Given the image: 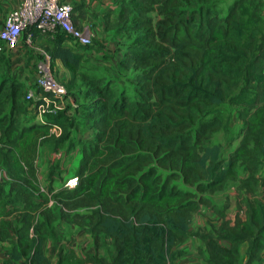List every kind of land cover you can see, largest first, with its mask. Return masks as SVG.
I'll list each match as a JSON object with an SVG mask.
<instances>
[{
    "label": "trees",
    "instance_id": "obj_1",
    "mask_svg": "<svg viewBox=\"0 0 264 264\" xmlns=\"http://www.w3.org/2000/svg\"><path fill=\"white\" fill-rule=\"evenodd\" d=\"M71 5L81 29L84 5ZM106 29L127 36L120 37L125 41L118 65L132 73L120 89L110 77L82 71L83 55L74 47L86 49L93 40L66 45L61 31H33V41L50 60L70 72L61 81L69 95L87 101L83 113L92 135L85 136L71 188L55 189L52 172L41 186L40 145L63 142L68 134H52V120L26 119L25 85L0 67V167L7 174L0 198L12 204L0 220V241L9 243L1 264H49L43 245L60 237L62 222L84 229L94 252L59 247L56 264H173L182 253L175 247L190 237L193 215L211 206L204 193L222 191L230 182L236 183L244 217H223L217 227L196 233L205 260L243 264L242 242L248 243L246 264L260 260L264 181L256 174L264 164L263 0L228 5L118 0V8L106 15ZM224 105L233 106L240 121L237 143L227 149L212 143L215 132L227 129L220 116ZM103 246L109 248L105 256Z\"/></svg>",
    "mask_w": 264,
    "mask_h": 264
},
{
    "label": "crops",
    "instance_id": "obj_2",
    "mask_svg": "<svg viewBox=\"0 0 264 264\" xmlns=\"http://www.w3.org/2000/svg\"><path fill=\"white\" fill-rule=\"evenodd\" d=\"M19 1L20 0H0V29L8 12L15 8L19 4ZM70 2L84 5L85 16L79 20V25L82 29L90 28V30L94 32L95 41H97L99 37H103L101 32H106V42L103 44V46L97 44L93 47L91 46L89 50L86 49L85 52L79 48L74 49V51L83 55L82 62L84 59H89V61L103 62V64L106 66V69L108 70V73H111L115 77H121L122 74L120 73L118 60L123 55V51L121 50V44L123 43V40L116 36L113 30H106V15L108 13H113L118 8V0H70ZM36 33L39 34L38 32ZM43 53V48L35 41H33V46H28L25 44L24 37L21 36L19 39V45L16 48H4V50L0 51V62L2 58L6 59L7 61H3H6L7 63L9 60L11 62V67L4 66V70L13 78H17L23 82L26 91L33 90L36 92L37 86L35 85V78L37 70L35 71V66L33 67V64H36L37 69V64L39 61H35L34 55L38 54L41 56V59H43ZM111 61L115 62L116 64L117 67L115 69H113L111 65H108V63ZM13 63L16 64L13 65ZM51 63H53L55 66V68L52 69V72L54 71L53 74L55 73L58 79L66 82L70 77V72L59 60H50V65ZM26 75L29 77L26 78ZM38 96L39 98L42 96L40 92H38ZM45 98L46 99L39 100L41 103L38 105V107L36 105L37 111H40V107L43 105L42 103H44V106L45 104L48 105L54 103L51 97ZM68 101L69 99L65 98L64 100L55 101V103H58V109H62L64 104H66ZM67 112L70 115L71 120L74 115H76V117L81 116V112L79 110L72 109L68 110ZM26 119H34L37 122H44L47 120L46 117L38 118L37 115L30 118L26 117ZM71 122L73 123L74 121ZM86 122V128L88 129L86 133L90 134L91 136L92 127L89 124V121L86 120ZM238 123L240 124V121H238ZM77 124L78 121H75L74 125ZM74 127L75 126H73V128ZM256 175L264 181V164L261 165ZM263 189L264 186L261 185L259 188L260 192ZM204 195L210 198L211 206H202L199 212H196L193 215L192 223L190 225V237L175 247V249L180 250L182 253L173 262V264H208L205 260L207 253L204 249V243L200 237L196 235V233L211 229L212 227H217L221 223L223 217L230 219L231 221H233L236 216L244 217L245 208L244 206L238 205L237 203L238 198L235 182L230 184L228 183L222 191L216 193L205 192ZM214 208L220 210L223 215L215 211ZM62 224L64 223L62 222L58 225L60 237L56 240L49 239L43 245L44 252L50 259L49 264H56L57 251L59 247H64L65 250L73 249L76 253L82 255L92 254L94 252V246L90 236L84 229L78 228L74 224L67 226H71L70 235L67 237L69 238L68 241L63 240L61 238L63 235ZM73 238H75V240H72ZM220 243L224 246L228 245L226 241H221ZM8 247V242L0 241V264L4 260L5 251ZM247 249L248 243L242 242L239 246V253L243 264H246ZM251 264H264V255L260 260L253 261Z\"/></svg>",
    "mask_w": 264,
    "mask_h": 264
},
{
    "label": "rangeland",
    "instance_id": "obj_3",
    "mask_svg": "<svg viewBox=\"0 0 264 264\" xmlns=\"http://www.w3.org/2000/svg\"><path fill=\"white\" fill-rule=\"evenodd\" d=\"M220 1H221V4L228 5L232 0H220ZM92 33H93L92 47L97 44H99L100 46H103V44L106 42V39H105L106 32H101V34H103V37L102 38L99 37L97 41H95V35L93 31ZM116 36L127 37L124 34H120ZM74 48H79L80 50L85 52L86 49L89 50L91 47L84 49L83 47L75 46ZM35 55H34L35 61L36 62L40 61L41 56L38 54H35ZM3 60H6V59L2 58L0 62V67L2 66L11 67L10 66L11 62L9 60H8V63L6 62L7 60L6 61H3ZM15 64L13 63V65ZM108 65H111L113 69L117 67L115 62H112V61L108 63ZM34 66H35V71H36L37 69H36L35 63L33 64V67ZM50 68L51 70L55 68L53 63H51ZM119 68H120V73L122 75L121 77H115L111 73H108V70L106 69V66L103 64V62L89 61V59H84L82 62V71H84L85 73H89V74L99 73L105 77H110L111 80L117 84L115 86H117L118 89H120L121 85L124 84V82L126 81V78H127L126 76L129 73H132L130 72L131 70L126 71L120 66ZM28 77L29 76L26 75V78ZM55 77L58 78L56 75ZM81 86H83V84ZM38 92L37 91L34 92V98L31 101H26V99L22 95L21 101L25 107L24 117L30 118V117H35L36 115L38 118L46 117L48 120H52L54 124H57L60 126L61 131H60L59 136H61L62 133L65 134V132L68 134V137L63 142L50 140V141H46L42 143L38 151L36 165L38 169V177H39L41 186L45 187L48 185L49 179H50V172H52V176L55 179V182H53V187L55 189H58L60 186L63 185L65 180L71 177H75V171L79 165L80 149L82 147L83 142L86 141V137H85L86 134H88L86 133L88 130L86 128L87 118L83 113L84 104L87 103V101L86 100H81L79 102L74 101V105H76V103L79 104L78 110L81 111V116L76 117V115H74V117L71 120V117L67 111L72 110L76 106L74 107L72 104H70L69 101L66 104H64V107L62 109H58L54 107V105L47 106L45 104V106L42 107L43 110L40 108V111H37L36 109L37 102L41 100L38 96ZM34 107H35V110H34ZM233 109L234 108L231 105H224L222 107L220 116L224 121H226L227 129L218 130L217 132L214 133L213 138H212V143L213 142L221 143L223 147H226V149L230 145H235L237 143V136L240 133V127H239L240 124L238 123V119L234 115ZM70 120L74 122L72 123ZM75 121H78L77 125H74ZM73 126L75 127L73 128ZM6 178H7L6 170L4 167L1 166L0 167V183H4ZM230 183H234V182H230ZM4 188L6 189V187ZM11 209H12V204L5 203L3 198L1 197L0 198V220L3 216H5L6 212L10 211ZM9 219L13 220L14 217L13 216L11 218L9 217ZM62 225H63V230H62L63 235L61 238L65 241H68L69 238L67 237H69L70 235L71 226L67 227L68 225H70L68 223H64ZM72 240H75V238H73ZM100 250L103 256L107 255L109 252V248H107L106 246H103Z\"/></svg>",
    "mask_w": 264,
    "mask_h": 264
},
{
    "label": "built area",
    "instance_id": "obj_4",
    "mask_svg": "<svg viewBox=\"0 0 264 264\" xmlns=\"http://www.w3.org/2000/svg\"><path fill=\"white\" fill-rule=\"evenodd\" d=\"M72 5L70 0H20L19 4L8 12L0 29V51L4 48L14 49L19 44L21 36L25 44L33 46L34 32L53 35L61 31L68 37V43L87 46L92 42L93 33L89 28L80 29L74 25L72 19ZM34 31V32H33ZM35 85L40 89V99L51 97L54 107L58 108L55 101L69 99L74 106V99L69 95L67 87L55 77L50 68V58L44 52L43 59L37 64ZM26 101L34 98V91L27 90L24 94ZM46 101V100H45ZM50 103V102H49ZM44 107V103H42ZM47 105V106H48ZM43 110V109H42ZM50 132L56 136L60 134V127L53 124ZM77 182L76 177L67 179L63 186L71 188Z\"/></svg>",
    "mask_w": 264,
    "mask_h": 264
}]
</instances>
